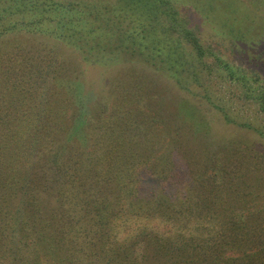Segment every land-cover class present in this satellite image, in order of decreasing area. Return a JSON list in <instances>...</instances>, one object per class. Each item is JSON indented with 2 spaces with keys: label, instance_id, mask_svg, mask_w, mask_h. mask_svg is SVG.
Returning <instances> with one entry per match:
<instances>
[{
  "label": "trees",
  "instance_id": "trees-1",
  "mask_svg": "<svg viewBox=\"0 0 264 264\" xmlns=\"http://www.w3.org/2000/svg\"><path fill=\"white\" fill-rule=\"evenodd\" d=\"M182 1L116 0L110 5L0 0L11 15L30 17L1 25L0 40L24 29L31 35L63 40L87 62H102L93 57L106 49L103 38L112 36L116 49L167 59L168 74L175 80L174 70L182 71L188 64L169 40L171 30H182L199 60L206 55L199 38L182 23L177 9ZM226 68L232 78L237 76ZM240 74L246 81L247 75ZM62 110L51 109L50 116H55L57 131H65L63 138L46 130L43 120L48 115L42 110L35 123L44 133L31 142L17 139L20 153L13 165L3 164L0 264H264V246L257 250L252 227L246 228L236 212L238 200L224 204L220 197L221 202L213 205L204 191L201 197L203 186L196 185L180 194L177 184L182 176H177L172 160L166 170H145L170 197L159 195L156 182L147 181L140 172L148 156L145 149H153L142 131L129 132L127 125L124 130L115 126L116 133L111 126L110 132L100 122L98 138H88L98 150L87 155L90 144L84 146L85 139L69 136L71 128L58 121L66 114ZM91 121L92 126L97 123ZM24 123L27 128L32 124ZM124 132L127 137L131 134L130 140L115 143ZM259 231L264 235V227Z\"/></svg>",
  "mask_w": 264,
  "mask_h": 264
},
{
  "label": "rangeland",
  "instance_id": "rangeland-1",
  "mask_svg": "<svg viewBox=\"0 0 264 264\" xmlns=\"http://www.w3.org/2000/svg\"><path fill=\"white\" fill-rule=\"evenodd\" d=\"M56 1L115 5L116 0ZM4 6L0 5V26L30 19L11 15ZM177 9L206 55L199 60L182 30H171L168 38L188 64L182 71L174 70L175 80L168 74L167 59L116 49L112 36L103 38L106 49L93 57L102 62H87L63 40L24 29L2 38L0 172L20 153L17 139L31 142L44 133L35 123L42 110L48 115L43 120L46 130L63 138L65 131H57L55 116H50L51 109L62 107L67 116L58 121L71 128L69 136L90 144L86 154L91 156L98 146L88 138L102 132L97 124L110 132L113 126L115 133L116 127L124 130L129 125V132L142 131L152 144L153 149L144 151L148 156L140 172L156 182L159 195L170 197L145 170H166L172 160L177 176H182L177 184L180 194L196 185L203 186L201 197L204 191L213 205L220 197L224 204L238 200L236 212L246 228L252 227L257 250L262 251L264 235L258 229L264 227V0H183ZM241 72L247 75V85ZM91 118L97 122L93 126ZM124 133L115 143L130 140L131 134Z\"/></svg>",
  "mask_w": 264,
  "mask_h": 264
}]
</instances>
